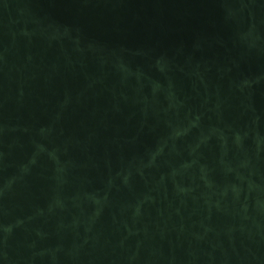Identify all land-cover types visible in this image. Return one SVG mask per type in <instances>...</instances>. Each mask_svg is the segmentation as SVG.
Instances as JSON below:
<instances>
[{"label": "water", "instance_id": "1", "mask_svg": "<svg viewBox=\"0 0 264 264\" xmlns=\"http://www.w3.org/2000/svg\"><path fill=\"white\" fill-rule=\"evenodd\" d=\"M0 264H264V0H0Z\"/></svg>", "mask_w": 264, "mask_h": 264}]
</instances>
